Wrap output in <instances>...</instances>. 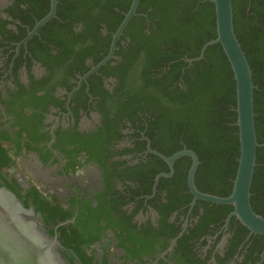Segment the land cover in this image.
Returning <instances> with one entry per match:
<instances>
[{
  "label": "flooded vegetation",
  "instance_id": "obj_1",
  "mask_svg": "<svg viewBox=\"0 0 264 264\" xmlns=\"http://www.w3.org/2000/svg\"><path fill=\"white\" fill-rule=\"evenodd\" d=\"M46 1L0 0V144L11 163L0 177L26 200L28 218L34 197L27 194L36 189L67 216L55 219L52 239L60 224L74 226L83 241L93 239L87 250L96 253L93 264L104 256L107 264H264V236L228 220L232 211L225 217L219 211L193 236L200 216L215 213L216 204L194 201L188 185L168 200L175 167L188 177L191 164L186 171L177 159L172 175L155 185L158 175L170 173L156 155L164 141L153 149L148 128V101L159 95L146 87L144 55L130 44L131 35L148 31L149 9L115 39L131 4L110 27L99 20L83 32V22L74 20L64 34L50 25L57 1L54 18L29 37L50 12ZM179 148L188 150L181 137L166 151Z\"/></svg>",
  "mask_w": 264,
  "mask_h": 264
},
{
  "label": "trees",
  "instance_id": "obj_2",
  "mask_svg": "<svg viewBox=\"0 0 264 264\" xmlns=\"http://www.w3.org/2000/svg\"><path fill=\"white\" fill-rule=\"evenodd\" d=\"M57 1L56 19L50 25L54 32L66 34L71 32L68 28L74 20L83 22V32L90 31L99 20L110 27V19L115 18L118 11L126 10L132 0ZM232 7L234 34L251 69L255 87L256 139L258 144H263L256 151L250 204L253 212L264 218V0H232ZM147 9L151 25L147 32L138 33L140 36L131 35L130 44L135 43L133 47L144 55L146 87L155 90L163 100L152 96L148 101L152 147L155 149L156 142L164 141L163 147L156 146V149L169 157L181 150L166 151L175 138L181 137L185 147L194 152L199 161L194 175L197 190L225 198L231 192L239 158L233 73L219 44L208 47L203 59L187 62L196 59L201 48L216 38L214 5L210 0H140L136 14L145 13ZM138 21L140 17H134L128 26ZM125 33H128L127 30ZM124 62L127 64L128 59L124 58ZM175 82L181 85H173ZM176 164L188 171L191 160L182 157ZM10 165L3 159L0 144V173ZM186 177L187 172L182 173L175 167L174 175L169 179V202H173L174 194L183 188L188 191ZM5 178L4 175L0 177V188L8 191ZM12 182L16 184L14 180ZM38 192L34 189L27 194L34 197L31 207L33 216L29 220L52 239L55 219L64 222L67 216L58 206H52L51 201L41 198ZM16 204L24 209L26 200L16 199ZM202 205L207 208L208 203ZM211 208L215 213L205 210L198 225L191 230L195 231L194 237L201 236L204 227L217 220L215 215L219 211L220 216L225 217L233 210L231 206L224 205H212ZM57 232L58 251L69 264H93L96 253L87 251L93 239L83 241L86 239L82 236L84 233L71 225L61 226ZM186 239L187 236H183L179 243ZM124 245V242L121 243V246ZM107 263L106 256L96 262Z\"/></svg>",
  "mask_w": 264,
  "mask_h": 264
},
{
  "label": "water",
  "instance_id": "obj_3",
  "mask_svg": "<svg viewBox=\"0 0 264 264\" xmlns=\"http://www.w3.org/2000/svg\"><path fill=\"white\" fill-rule=\"evenodd\" d=\"M140 0H132L130 9L121 23L115 39L121 34L128 22L136 15ZM214 5L216 38L207 42L200 50L196 59H203L205 50L219 44L230 65L235 81L236 127L239 138V158L235 178L230 194L225 198L200 193L194 185V175L199 165L197 155L190 150H182L171 157L158 155L167 163L170 173L160 174L161 177L172 175L174 162L181 157L191 159L188 172V189L195 200L210 202L216 205L231 206L232 212L228 220L234 217L242 226L253 234L264 236V218L255 214L250 204V186L256 166L258 144L254 125V85L252 72L241 46L234 34L232 0H210ZM57 0H51L49 14L35 27L31 37L46 22L54 18ZM104 64L101 63V65ZM155 154V153H154ZM64 224H60L62 226ZM175 243V240L172 242ZM58 242L48 238L36 224L29 220L28 213L16 204L15 195L0 188V264H69L59 253Z\"/></svg>",
  "mask_w": 264,
  "mask_h": 264
}]
</instances>
